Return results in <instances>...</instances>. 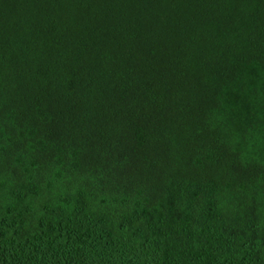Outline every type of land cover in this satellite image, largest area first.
Returning a JSON list of instances; mask_svg holds the SVG:
<instances>
[{
	"label": "trees",
	"instance_id": "obj_1",
	"mask_svg": "<svg viewBox=\"0 0 264 264\" xmlns=\"http://www.w3.org/2000/svg\"><path fill=\"white\" fill-rule=\"evenodd\" d=\"M0 264H264V0H0Z\"/></svg>",
	"mask_w": 264,
	"mask_h": 264
}]
</instances>
